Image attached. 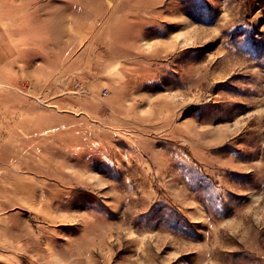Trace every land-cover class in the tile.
I'll return each mask as SVG.
<instances>
[{"label":"rangeland","instance_id":"374dc122","mask_svg":"<svg viewBox=\"0 0 264 264\" xmlns=\"http://www.w3.org/2000/svg\"><path fill=\"white\" fill-rule=\"evenodd\" d=\"M0 264H264V0H0Z\"/></svg>","mask_w":264,"mask_h":264}]
</instances>
